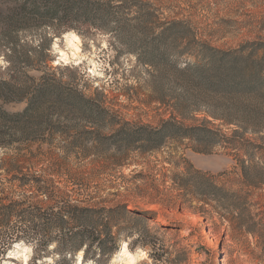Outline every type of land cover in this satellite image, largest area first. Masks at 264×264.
Instances as JSON below:
<instances>
[{
	"label": "rangeland",
	"instance_id": "rangeland-1",
	"mask_svg": "<svg viewBox=\"0 0 264 264\" xmlns=\"http://www.w3.org/2000/svg\"><path fill=\"white\" fill-rule=\"evenodd\" d=\"M24 1L0 0V56L7 63L8 38L18 36L33 51V67L15 70L22 66L18 71L38 81L54 75L93 105L84 113L73 102L48 104L37 114L45 119L32 133L36 141L16 134L12 148H0V196L30 198L44 208L67 203L139 212L117 211L113 233L120 242L128 241L126 234L148 241L129 248H146L151 264H264V0H92L108 8V18L71 14L51 27V21H32L7 34L10 9ZM49 27L109 33L100 57L110 79L53 67L47 52L40 58L34 41ZM238 74L245 76L241 84ZM0 76H9L2 64ZM26 106L5 107L20 112ZM161 130L165 138L155 145ZM18 158L23 173L41 176L54 200L6 179L5 168ZM5 241L0 238V247ZM19 241L35 242L13 240L0 260L10 259L6 253ZM53 243L61 246L58 238L36 242L30 264L47 257L54 264L83 260L84 250L65 262ZM94 254L89 260L96 264ZM110 259L105 255L101 264Z\"/></svg>",
	"mask_w": 264,
	"mask_h": 264
},
{
	"label": "trees",
	"instance_id": "trees-1",
	"mask_svg": "<svg viewBox=\"0 0 264 264\" xmlns=\"http://www.w3.org/2000/svg\"><path fill=\"white\" fill-rule=\"evenodd\" d=\"M98 6H94L92 0H25L10 9L6 22L10 27L7 34L22 30L18 28L27 27L32 21H51L49 22L51 27L52 24L55 25L53 20H67L71 14L89 17L90 13H94L100 21H103L109 17L110 12L108 8L102 5ZM54 32L56 35L61 33L60 30ZM21 41L18 36L8 38L10 54L5 55L7 61L5 69L8 71L9 76L7 78L0 76L1 149L12 148L20 140L16 134L29 136L30 138L25 139L36 141L37 136H32V133L38 130L36 125L41 126L43 119H45L44 116H38L37 114L44 112L43 109L48 107V104L56 106L58 103L70 104V102H73L72 104L82 108L84 113L87 106L93 105L90 98L84 96L73 86L63 85L54 75L51 78L43 77L44 81H38L37 78L18 71L22 66L15 70L17 65L24 64L25 68L27 66L33 67L28 56L33 51L23 48ZM51 43L52 38L47 34L42 37L39 45L40 58L45 59V50L50 47ZM238 77L237 82H240V84L245 81L242 80V77L245 76L239 75ZM12 102H26L27 106L23 111L10 112L5 106ZM161 133H163L162 130L154 138L155 145L161 144L165 138L164 134ZM16 149H18L17 153L19 154L17 157L22 156L23 152L21 151L23 149L19 146ZM16 160H19V158L14 159L15 162L10 163V166L5 168L6 172L9 173L6 179L9 182L19 181L20 188L29 185L37 188L42 194H46L47 192L43 190L45 187L40 184L43 178L32 174H24V165L16 163ZM3 181L0 179V183ZM208 188L213 192L219 190L216 186H209ZM53 194L49 193L48 190L46 195L54 200L55 196ZM28 200L12 201L8 195L0 196V238H6V241L3 242L4 245L0 247V254L5 253L13 240H34L35 243L47 242L49 244L53 241V238H58L61 246L57 245L54 250L65 262H72L76 253L84 250L83 264L89 260L91 251L97 253L94 254L95 263L101 264L105 261V255L110 258L118 249L120 241L113 233L116 225H113V222L117 219V211H123V208L105 210L67 203L51 204L44 208V206L33 204ZM123 212L125 214L139 213L131 210H124ZM3 228L7 231H4ZM126 236L129 241L131 234H126ZM138 237L135 241L130 240V248H134L135 244L140 241L144 247L150 245L148 241H142L141 236ZM46 253V249L41 250V252H37V256L42 257Z\"/></svg>",
	"mask_w": 264,
	"mask_h": 264
},
{
	"label": "clouds",
	"instance_id": "clouds-1",
	"mask_svg": "<svg viewBox=\"0 0 264 264\" xmlns=\"http://www.w3.org/2000/svg\"><path fill=\"white\" fill-rule=\"evenodd\" d=\"M95 36L82 35L77 29L69 28L66 31L56 35V33L49 27L47 35L52 38V43L45 51L52 56V66L68 67L72 69L79 68L81 73L86 74V78H102L105 77V70H109L110 66L106 60L101 59L100 53L103 49L109 48L110 34L104 31L93 29ZM31 41V37H29ZM40 39L34 41L35 46H39ZM87 45V48H85ZM97 45H100L98 48ZM125 67H128L126 58ZM135 60V57H132ZM87 62V63H85ZM0 64L7 67V63L4 58L0 56ZM91 66H88V65ZM130 240L120 242L118 250H116L108 264H140L141 261L148 260V264H151L149 259V253L146 248L136 247L134 250L129 248ZM35 242L25 243L19 241L12 246V249L8 250L6 256L10 259L0 260V264H30L34 256ZM50 248L56 247L55 243L49 246ZM58 258V257H57ZM35 264H54L52 257L45 259H37ZM76 264H80L77 260ZM88 264H93L91 260Z\"/></svg>",
	"mask_w": 264,
	"mask_h": 264
},
{
	"label": "bare ground",
	"instance_id": "bare-ground-1",
	"mask_svg": "<svg viewBox=\"0 0 264 264\" xmlns=\"http://www.w3.org/2000/svg\"><path fill=\"white\" fill-rule=\"evenodd\" d=\"M81 258V256H79ZM80 263H82V260H80Z\"/></svg>",
	"mask_w": 264,
	"mask_h": 264
}]
</instances>
